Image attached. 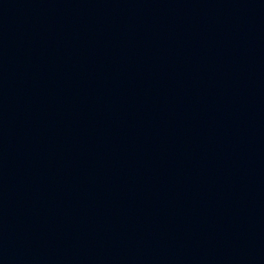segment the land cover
<instances>
[{
    "label": "water",
    "instance_id": "95a60500",
    "mask_svg": "<svg viewBox=\"0 0 264 264\" xmlns=\"http://www.w3.org/2000/svg\"><path fill=\"white\" fill-rule=\"evenodd\" d=\"M0 264H264V0H0Z\"/></svg>",
    "mask_w": 264,
    "mask_h": 264
}]
</instances>
